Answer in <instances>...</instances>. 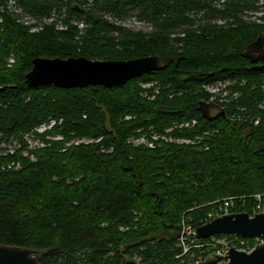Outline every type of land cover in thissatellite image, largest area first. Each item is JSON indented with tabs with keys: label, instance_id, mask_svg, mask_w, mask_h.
Masks as SVG:
<instances>
[{
	"label": "trees",
	"instance_id": "obj_1",
	"mask_svg": "<svg viewBox=\"0 0 264 264\" xmlns=\"http://www.w3.org/2000/svg\"><path fill=\"white\" fill-rule=\"evenodd\" d=\"M261 2L0 0V145L20 146L0 158V245L39 264H188L184 218L196 229L229 197L251 214L264 195ZM128 16L150 30L116 23ZM149 56L160 70L113 88L25 83L35 58Z\"/></svg>",
	"mask_w": 264,
	"mask_h": 264
},
{
	"label": "water",
	"instance_id": "obj_2",
	"mask_svg": "<svg viewBox=\"0 0 264 264\" xmlns=\"http://www.w3.org/2000/svg\"><path fill=\"white\" fill-rule=\"evenodd\" d=\"M162 68L157 56L128 61H92L85 58L32 60V68L25 75L29 88L53 85L61 89L103 86L113 88L149 72ZM0 90L2 88L0 87ZM198 239L214 235H234L243 239H261L249 253L230 249L227 264H264V212L249 216L238 212L216 218L195 229ZM39 255L32 250L0 245V264H39ZM124 264H136L126 262ZM199 264H218L216 256H208Z\"/></svg>",
	"mask_w": 264,
	"mask_h": 264
},
{
	"label": "built area",
	"instance_id": "obj_3",
	"mask_svg": "<svg viewBox=\"0 0 264 264\" xmlns=\"http://www.w3.org/2000/svg\"><path fill=\"white\" fill-rule=\"evenodd\" d=\"M244 204V197H229L222 199L216 202L211 210L203 217L202 225L216 218L238 213L236 210L240 207L237 205L242 206ZM263 212L264 195H256L254 196V204L251 207V214L248 215L251 217ZM177 240L178 247L182 249L181 255L187 256L189 259L188 264H199L208 256H216L218 258V264H227L228 259H226V256L230 249L249 254L254 250L256 245L263 242L261 239H243L234 235H220V237L214 235L207 239H198L195 235V228L185 219L181 222L180 233ZM248 240H254V242L249 243Z\"/></svg>",
	"mask_w": 264,
	"mask_h": 264
},
{
	"label": "rangeland",
	"instance_id": "obj_4",
	"mask_svg": "<svg viewBox=\"0 0 264 264\" xmlns=\"http://www.w3.org/2000/svg\"><path fill=\"white\" fill-rule=\"evenodd\" d=\"M259 1V5H262L261 0ZM10 10L14 12L15 15H18L19 18H21L22 21H28V18L22 14V12L20 11V9L18 7H16V5H13L12 2L10 3ZM262 13H264L263 9H259L258 13H256L257 15H261ZM256 14H252V15H256ZM245 19L247 20H254V16H249V17H245ZM30 23H35L34 21H28ZM116 23L118 25H121L122 27L126 28V29H130L133 31H143V32H148L150 30V26H148L147 24L140 22L136 19V17L134 16H128L126 18L121 19V21H116ZM37 26L35 28H38L40 26V24L35 23ZM35 29L31 30L34 31ZM5 67H7L8 69L11 68V66L14 64V57L11 54L9 57L5 58ZM223 88V86L220 85H212L208 88V90L210 92H213L215 94H218L220 92V90ZM45 130V128L43 126H41L38 130L39 133H42ZM26 142L28 144V148L32 149V147L37 146L36 144L38 143V140L35 137H32L31 135H26L25 136ZM167 141V140H165ZM145 142L144 140H139L136 141V143H143ZM167 142H171V141H167ZM176 143H182V141H177ZM20 146L17 145V143L13 140H9L7 143H3L0 145V158L1 157H6V156H10L14 154V151L17 150ZM150 147V146H149ZM27 152L23 151L21 153V156H26ZM187 222L191 223V219L189 218H184ZM182 222V221H181ZM180 228H181V223H180ZM35 252V251H34ZM36 253V252H35ZM38 254V253H37ZM126 262H134L137 264L138 260L134 257L133 259H129L127 257H125ZM137 261V262H136Z\"/></svg>",
	"mask_w": 264,
	"mask_h": 264
},
{
	"label": "flooded vegetation",
	"instance_id": "obj_5",
	"mask_svg": "<svg viewBox=\"0 0 264 264\" xmlns=\"http://www.w3.org/2000/svg\"><path fill=\"white\" fill-rule=\"evenodd\" d=\"M209 110H210L211 113L214 112V110H212V109H209ZM217 111H218V110L216 109L215 113H217Z\"/></svg>",
	"mask_w": 264,
	"mask_h": 264
}]
</instances>
